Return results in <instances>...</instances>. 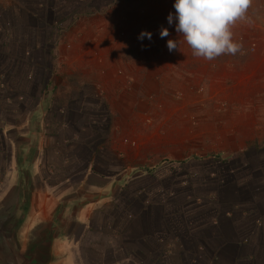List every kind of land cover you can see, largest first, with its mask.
<instances>
[{
	"label": "rangeland",
	"instance_id": "1",
	"mask_svg": "<svg viewBox=\"0 0 264 264\" xmlns=\"http://www.w3.org/2000/svg\"><path fill=\"white\" fill-rule=\"evenodd\" d=\"M119 10L0 0V210L20 196L26 240L61 218V264H264L263 78H131L143 129L114 131L93 68Z\"/></svg>",
	"mask_w": 264,
	"mask_h": 264
},
{
	"label": "crops",
	"instance_id": "2",
	"mask_svg": "<svg viewBox=\"0 0 264 264\" xmlns=\"http://www.w3.org/2000/svg\"><path fill=\"white\" fill-rule=\"evenodd\" d=\"M118 5L119 21L115 26L112 25L113 30L109 37L114 43H109L108 47L106 44L102 45L104 51L93 68L96 77L106 78L107 85L112 89L109 95L113 106L111 111L114 131L126 127L143 129L141 106L130 108L132 95L124 93L127 92L126 83L131 78H201L207 83L219 84L223 94L228 90L224 85L230 83V78H238L242 85L251 78L264 80V42L259 40L260 34L264 33V23L260 22L264 19V0H252L246 18L232 26L233 38L242 45L241 51L235 55H222L212 61L193 56L191 48L183 41L182 36L174 31V25L169 26V37H159L160 28L166 24V13L175 12L173 0H118ZM130 9L138 13L135 14L133 22L123 23L126 16L122 12ZM85 17L82 16V19ZM120 30L124 31L123 37H119ZM141 30L150 31L152 40H138ZM169 38L177 41L178 50H168ZM88 68L91 70L90 64ZM239 103L240 100L237 99V108ZM127 106L130 109L127 110ZM251 128L247 130L251 135H255V125L254 129ZM121 139V144H124L125 140L128 141L124 137Z\"/></svg>",
	"mask_w": 264,
	"mask_h": 264
},
{
	"label": "clouds",
	"instance_id": "3",
	"mask_svg": "<svg viewBox=\"0 0 264 264\" xmlns=\"http://www.w3.org/2000/svg\"><path fill=\"white\" fill-rule=\"evenodd\" d=\"M252 0H173L175 12L167 15V23L191 48L195 57L212 61L222 55H235L242 45L233 38L232 26L246 18ZM161 39L169 37V31L161 27ZM152 40V33L141 30L137 39ZM170 52L178 50L175 39L167 40Z\"/></svg>",
	"mask_w": 264,
	"mask_h": 264
},
{
	"label": "water",
	"instance_id": "4",
	"mask_svg": "<svg viewBox=\"0 0 264 264\" xmlns=\"http://www.w3.org/2000/svg\"><path fill=\"white\" fill-rule=\"evenodd\" d=\"M19 200L20 196L0 210V264H61L57 240L64 236L65 222L61 218L45 221L44 228L26 240L21 237L25 213L19 211L27 205Z\"/></svg>",
	"mask_w": 264,
	"mask_h": 264
},
{
	"label": "trees",
	"instance_id": "5",
	"mask_svg": "<svg viewBox=\"0 0 264 264\" xmlns=\"http://www.w3.org/2000/svg\"><path fill=\"white\" fill-rule=\"evenodd\" d=\"M241 153H243V152H241ZM241 153H239V154H241ZM239 154H238V153H232L230 156H232V157H233V156H234V157H237ZM211 156L214 158L213 161L218 162V161L221 160L222 163L225 162V160H224L222 154H214V155H211ZM212 166H213V165H212Z\"/></svg>",
	"mask_w": 264,
	"mask_h": 264
}]
</instances>
